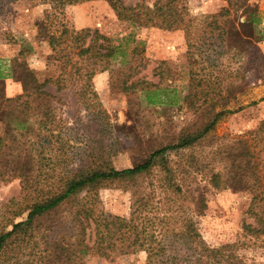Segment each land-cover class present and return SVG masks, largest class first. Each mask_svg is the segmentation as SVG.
<instances>
[{
  "label": "rangeland",
  "instance_id": "rangeland-1",
  "mask_svg": "<svg viewBox=\"0 0 264 264\" xmlns=\"http://www.w3.org/2000/svg\"><path fill=\"white\" fill-rule=\"evenodd\" d=\"M120 1L131 6L139 0ZM143 1L151 5L154 0ZM185 5L187 21L159 17L151 19L147 26H136L119 19L106 0L68 4L60 15L66 31L53 49L49 35L55 32L58 36L55 29L60 26L57 21L50 24L51 20H46L45 3L4 2L0 9V94L21 91L15 76L21 65L32 69L39 81L49 79L42 88L52 93L49 103L56 118L54 131H60L66 142L71 167L79 162L90 163L99 155L117 169L130 167L152 149L176 141L182 129L199 127L219 109L234 112L222 114L209 136L255 128L264 119V39H258L256 34L243 38L249 33L240 22L252 17L257 28H264V0H185ZM186 25L189 39L185 35ZM234 31L238 33L232 37ZM94 32L98 33L97 43L116 45L119 53L105 59L93 56L96 49L80 52L81 47L90 43ZM100 50L104 52L105 48ZM90 68L96 70L89 76ZM131 82L138 87L122 91ZM55 83H61V87L57 89ZM85 88L94 90L95 100L87 98L92 93ZM94 101L99 105L90 110L84 106ZM212 101L215 106L210 109ZM201 103L204 107L195 109ZM98 107L107 116L94 110ZM0 113L4 114L0 115L1 125L8 116L2 110ZM208 141L207 137L188 150L197 154ZM263 144L264 141L259 142L258 148ZM171 159L181 161L182 156L172 155ZM19 190L17 177L0 180V215L11 217L19 206ZM98 197L99 206L105 211L128 215V189L101 187ZM249 198L248 193L231 189L208 192L206 207L196 217L197 226L211 245L244 240L240 252L245 259L264 264V236L251 237L249 241V236H242L243 223H253L246 213ZM69 210V206H61L39 217L31 240L10 243L0 252V264L67 262L56 245L65 247L75 238L68 221L65 222ZM25 216L26 211L13 219ZM87 236L88 232L86 240L90 246L83 257L76 259V264L145 262L143 251L119 253L99 249L91 245L92 236Z\"/></svg>",
  "mask_w": 264,
  "mask_h": 264
},
{
  "label": "trees",
  "instance_id": "trees-1",
  "mask_svg": "<svg viewBox=\"0 0 264 264\" xmlns=\"http://www.w3.org/2000/svg\"><path fill=\"white\" fill-rule=\"evenodd\" d=\"M11 1L14 0H0V9L4 2ZM38 1L48 6L46 20H51L50 24L57 21L60 26L55 29L58 36L55 32L49 35V44L54 49L58 37L66 31L60 19L61 9L87 0ZM106 1L119 19L136 26H147L151 19L159 17L188 20L185 0H154L151 5L139 0L131 6L123 5L120 0ZM240 25L250 34H242L243 38L256 34L258 39H264V28H257L254 18L245 17ZM187 30L188 25L185 35L189 39ZM232 33L233 37L238 32ZM97 37L98 33L94 32L90 43L81 47L80 52L96 49L93 56L105 59L119 53L116 45L97 43ZM103 48L104 52L100 50ZM188 53L193 51L189 49ZM95 70L90 68L87 74L90 76ZM15 76L21 91L0 94V110L8 116L0 125V180L18 178L20 190L16 203L19 206L11 217L0 215V252L13 241L29 242L39 217L69 206L65 222L68 221L75 238L65 247L56 245L66 256L64 264H76V259L86 253L90 246L87 232L92 236L91 245L96 248L119 253L143 251L144 264H254L240 252L244 240L207 243L196 217L206 207L208 192L231 189L248 193L246 213L253 218V223H243L242 236H249L248 241L251 237L264 236V144L258 148V143L264 141V119L255 128L212 137L209 135L220 116L234 112L219 109L199 127L182 129L176 141L152 149L130 167L117 169L101 155L90 163L79 162L71 167L66 142L60 131H54L56 118L49 103L52 93L42 88L49 79L39 81L26 65H21ZM55 84L57 89L61 87V83ZM84 85L88 88L87 83ZM136 87L131 82L122 91H133ZM87 88L92 93L87 98L95 100L96 93ZM97 105L96 101L84 103L89 110ZM214 106L212 101L210 109ZM202 107L201 103L195 109ZM94 110L107 116L100 107ZM207 137L209 141L197 154L188 150L199 146ZM172 155H180L182 160L172 162ZM108 186L130 191L127 216L107 212L99 206L98 189ZM25 211L24 219H13ZM75 252L76 257H70Z\"/></svg>",
  "mask_w": 264,
  "mask_h": 264
}]
</instances>
